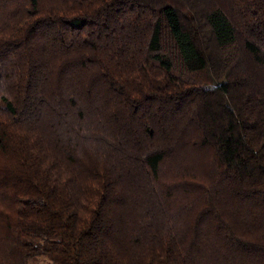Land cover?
<instances>
[{
    "label": "trees",
    "instance_id": "obj_1",
    "mask_svg": "<svg viewBox=\"0 0 264 264\" xmlns=\"http://www.w3.org/2000/svg\"><path fill=\"white\" fill-rule=\"evenodd\" d=\"M264 264V0H0V264Z\"/></svg>",
    "mask_w": 264,
    "mask_h": 264
},
{
    "label": "rangeland",
    "instance_id": "obj_2",
    "mask_svg": "<svg viewBox=\"0 0 264 264\" xmlns=\"http://www.w3.org/2000/svg\"><path fill=\"white\" fill-rule=\"evenodd\" d=\"M33 264H48V259L45 256H42L39 261L33 263Z\"/></svg>",
    "mask_w": 264,
    "mask_h": 264
}]
</instances>
